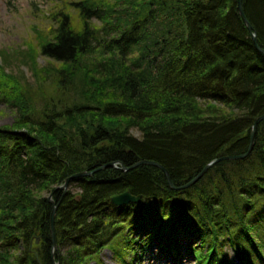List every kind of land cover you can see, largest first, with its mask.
Listing matches in <instances>:
<instances>
[{"label": "trees", "instance_id": "obj_1", "mask_svg": "<svg viewBox=\"0 0 264 264\" xmlns=\"http://www.w3.org/2000/svg\"><path fill=\"white\" fill-rule=\"evenodd\" d=\"M54 1L50 26L18 52L32 83L4 71L16 51L0 49V103L15 110L0 127V264H53L42 193L56 204L59 264H102L105 248L123 264H229L227 245L240 264H264V120L247 157L187 188L152 165L121 169L156 162L179 187L247 151L264 113L251 35L264 47V0H242L251 31L236 0ZM124 192L139 201L113 204Z\"/></svg>", "mask_w": 264, "mask_h": 264}, {"label": "rangeland", "instance_id": "obj_2", "mask_svg": "<svg viewBox=\"0 0 264 264\" xmlns=\"http://www.w3.org/2000/svg\"><path fill=\"white\" fill-rule=\"evenodd\" d=\"M59 1V0H58ZM52 0H0V49L5 50L9 53L16 51L11 60L8 63L3 64L5 72L14 73L19 78L32 83V73L30 65L23 64V59L18 53L21 50L27 48L26 43L34 39V31L41 27H49L52 20L49 18L52 6L56 3ZM11 55V54H10ZM38 67L50 66L49 60L42 55H38L36 58ZM1 64V60H0ZM53 72L45 73L43 76L46 77L47 82L53 77ZM204 108V102H200ZM218 106V105H217ZM219 107H223L219 105ZM15 110L12 107L4 103H0V127L11 126L15 117ZM132 134L136 137L140 136V133L136 130H132ZM69 189L72 192H76L74 185H70ZM43 196H48L47 193H42ZM225 256L229 264H240L234 252L227 245L224 249ZM191 256H183V262L186 264H193L190 261ZM100 259L102 264H123L119 258L112 254L109 248H105L100 253ZM194 261V258H193ZM128 262L126 258L125 263ZM165 263V261H163ZM155 261L154 257L150 254L142 255L140 264H163ZM96 264V263H90ZM169 264H179L172 263ZM184 264V263H183Z\"/></svg>", "mask_w": 264, "mask_h": 264}, {"label": "water", "instance_id": "obj_3", "mask_svg": "<svg viewBox=\"0 0 264 264\" xmlns=\"http://www.w3.org/2000/svg\"><path fill=\"white\" fill-rule=\"evenodd\" d=\"M237 2H238V6L237 7H238L239 15L242 18V20L245 22L247 29L249 31H251V24L248 21V19L246 18L244 12H243L242 5H241V0H237ZM251 35H252V39L255 41V38H256L255 34L252 33ZM263 119H264V113L261 116L257 117L256 120L254 121V123H253V125L251 127V131H250L249 146H248V149H247V151L245 153L239 154V155H234V156H223V157H220V158L212 160L211 162L207 163L204 166V168L192 180L187 182L185 185H182V186H179V187H175L171 183L168 171L165 168H163L160 164H158L156 162L142 160V161L136 162L135 164H133V165H131L129 167H122L121 169L123 171H127V170L133 169V168H135V167H137L139 165H143V164L152 165V166H155V167H157V168L162 170V172L164 173V175H165V177H166L171 189H184V188H187V187L193 185L195 182H197L206 173V171L209 168H211L218 161H221V160H237V159H244L245 157H247L250 154L251 150H252L254 136H255V128ZM114 165H115V162H110V163L98 166V167H96V168H94L92 170H89V171H82V172L76 173V174L72 175L71 177L66 178L64 180V183L59 185V186H57L55 189L56 190L57 189L58 190H62L63 193H66V190H67V187H68V182L71 179L76 178V177H81V176H91L95 172H98V171H100V170H102L104 168H107V167H114ZM139 198H140L139 196H133L129 192H124L122 194L114 196L111 199V201H112L113 204L119 206V205H123V204L137 202ZM47 200L52 205V210H51V214H50V234H51V239H52L50 256H51L52 262L54 264H59V262H55V256H54V254H55V252L57 250V245L55 243L54 228H53V222H54V217H55V212H56V204L54 203L51 195H49L47 197ZM35 242L38 243V239H36ZM35 258L38 260L37 254H35Z\"/></svg>", "mask_w": 264, "mask_h": 264}, {"label": "bare ground", "instance_id": "obj_4", "mask_svg": "<svg viewBox=\"0 0 264 264\" xmlns=\"http://www.w3.org/2000/svg\"><path fill=\"white\" fill-rule=\"evenodd\" d=\"M236 4H237V6H238V2H237V0H236ZM241 5H242V0H241ZM238 8V7H237ZM242 19V18H241ZM243 23H244V25L246 26V24H245V22L243 21ZM252 44H253V46H254V48H255V51H256V53L257 54H259V55H261V56H264V47L263 46H261V45H259L258 43H256V39H255V41L252 39ZM261 116V115H260ZM264 120V119H263ZM262 120V121H263ZM142 161V160H141ZM146 161H148V160H146ZM118 166V164L115 162V165H114V167H117ZM163 167V166H162ZM164 168V167H163ZM161 170V169H160ZM169 174V173H168ZM167 180V179H166ZM168 182V181H167ZM169 184V183H168ZM67 189H68V187H67ZM67 191V190H66ZM49 195H51V194H49ZM48 195V196H49ZM47 196V197H48ZM140 197V196H139ZM139 201V200H138ZM137 201V202H138ZM137 202H134V203H137ZM51 235V234H50ZM54 235H55V231H54ZM51 243H52V239H51ZM55 243H56V239H55ZM58 250V249H57ZM57 250H56V252H57ZM56 252H55V254H56Z\"/></svg>", "mask_w": 264, "mask_h": 264}]
</instances>
